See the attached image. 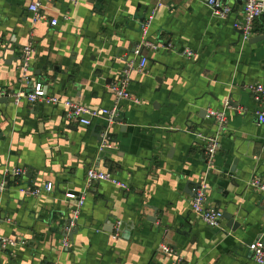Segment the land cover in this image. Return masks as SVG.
I'll list each match as a JSON object with an SVG mask.
<instances>
[{
  "label": "crops",
  "instance_id": "1",
  "mask_svg": "<svg viewBox=\"0 0 264 264\" xmlns=\"http://www.w3.org/2000/svg\"><path fill=\"white\" fill-rule=\"evenodd\" d=\"M33 1L0 0V90L28 91L41 82L48 95L111 108V82L141 56L147 63L131 71L129 90L140 102H120L107 155H99L103 120L68 123L61 105L0 100V178L5 168L25 169L18 186L0 193V235L25 243L0 247V264H170L162 245L182 264H259L248 245L264 241V192L250 181L264 180V123L248 87L264 84V38L252 41L264 37V18L244 41L233 27L240 0L229 2L225 19L208 0H39L44 14L37 22L28 10ZM66 10L68 20L59 16ZM152 11L146 46L140 23ZM28 44L31 74L24 81L18 65ZM209 110L224 111L227 124L208 164L205 142L217 133ZM89 167L110 171L129 188L103 181L89 189L62 247V223L75 204L65 192L84 190ZM46 183L53 190L36 197L19 190ZM198 183L232 215L234 229L225 219L224 230L211 228L194 214Z\"/></svg>",
  "mask_w": 264,
  "mask_h": 264
},
{
  "label": "built area",
  "instance_id": "2",
  "mask_svg": "<svg viewBox=\"0 0 264 264\" xmlns=\"http://www.w3.org/2000/svg\"><path fill=\"white\" fill-rule=\"evenodd\" d=\"M79 0H69L72 6H75ZM231 0H208V6L213 10V14L219 18L225 19L231 12L230 2ZM243 3V11L240 20H234L233 27L240 32V35L244 41H248L254 30V22L258 18H264V0H240ZM161 6L162 3H159ZM42 4L39 0L31 2L28 6L29 12L32 13V21L37 22L40 20L42 14ZM146 16L140 23V32L144 37V44L150 46V42L147 41L148 29L150 27L153 13ZM59 16L68 20L71 17L70 10H66L59 13ZM58 24V17H52L50 19V25L56 26ZM156 46H153L155 48ZM33 48L31 44L24 46L20 54V62L18 65L20 80H28L31 74V59ZM137 53V52H136ZM185 56H192L191 51L184 50L182 52ZM147 63V59L143 56L140 57L137 63L130 62L123 70L120 78L114 80L110 84V91L114 96V105L111 108H90L82 105L79 102L60 98L57 96L48 95L44 85L41 82H37L32 86L31 90H17L12 93L5 89L0 90V98H9L14 104H19L22 100L28 104H51L61 105L64 108V118L68 123L81 124L84 126H90L95 120H103L106 126L100 134L99 151L104 149H110L112 138L108 132V126L115 122V119L119 116V105L122 100H129L134 103H139V98L129 90L130 75L132 70L142 71ZM248 90L253 100L260 106V109L256 110V117L260 123H264V84L253 83L248 87ZM207 117L213 118L217 125V133L211 137H208L204 146V154L206 163L209 164L212 158L216 154L219 147L220 135L224 131L227 124V117L224 111L209 110L206 114ZM25 169L16 167L13 169L5 168L2 178H0V193L3 192L11 184L19 185L20 179L24 176ZM85 187L80 192L66 191L65 197L68 199H75L74 208L71 212L69 221H63L62 231L64 233L62 237L61 245L66 247L69 244L68 235L75 227L74 221L80 215V210L84 205L85 197L89 189H92L99 182H109L120 190H128V185L118 180L108 170H99L95 167H89L85 172ZM250 186L254 189L264 192V180L254 175L250 181ZM21 194L24 196H39L43 192H50L53 190L52 183H46L43 186L28 187L22 186L19 188ZM192 211L194 214L202 220L206 225L214 229H222L223 227V212L212 203L206 194V187L203 183H198L192 189ZM119 223H117L115 230L112 234V238H116L119 233ZM25 241L18 240L13 237H7L0 235V247L3 249L12 248L18 244H24ZM248 249L252 253L253 259L259 263H264V241L259 237L254 242L248 245ZM162 252L173 256V261L170 264H182L180 255L172 248L166 245L161 246Z\"/></svg>",
  "mask_w": 264,
  "mask_h": 264
},
{
  "label": "water",
  "instance_id": "3",
  "mask_svg": "<svg viewBox=\"0 0 264 264\" xmlns=\"http://www.w3.org/2000/svg\"><path fill=\"white\" fill-rule=\"evenodd\" d=\"M263 38H264L263 36H262V37H259V38H257V37H256V38H252V41L259 40V39H263ZM134 52H135V49L133 48L132 50L128 51V54H132V53H134ZM2 99L5 100V101L8 100L6 97L1 98L0 100H2ZM117 120H121V118H118V117H117V118L115 119V121H117ZM100 141H101V138H100ZM100 141H99V142H100ZM110 151H111V149H104V150H102V151L99 153V155H100V156H101V155H107L106 153H107V152H110ZM26 176H29V174H27ZM28 178H30V176H29ZM223 218L227 221V227H228V228H232V229H234V227H236L237 224L234 223V220H233L231 214L223 213ZM68 221H69V220H68ZM66 222H67V221H66ZM112 229H113V228L110 227V230H109V231L112 232ZM71 233H72V232H71ZM71 233L68 235L69 238H71V235H72Z\"/></svg>",
  "mask_w": 264,
  "mask_h": 264
}]
</instances>
